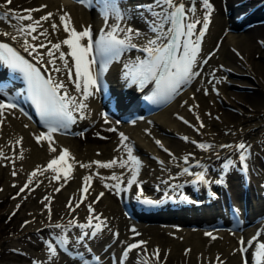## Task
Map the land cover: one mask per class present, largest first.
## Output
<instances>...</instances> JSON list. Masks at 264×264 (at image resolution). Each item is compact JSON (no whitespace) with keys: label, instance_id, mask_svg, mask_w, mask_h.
Masks as SVG:
<instances>
[{"label":"bare ground","instance_id":"bare-ground-1","mask_svg":"<svg viewBox=\"0 0 264 264\" xmlns=\"http://www.w3.org/2000/svg\"><path fill=\"white\" fill-rule=\"evenodd\" d=\"M146 1H150L149 4L153 3V0H131L130 2L138 3V6L134 7L124 0L119 4L130 14L127 25L139 29L142 33L135 39L142 45H145L148 39L155 37L148 26L152 19L151 14L139 7L148 5ZM182 1H185L186 6H190L188 5L190 0ZM233 1L210 0L214 11L208 30L201 41V49L197 57L198 65L204 55L212 50L211 47L216 42L218 47L211 51L212 53L206 59L207 63H203L199 76L182 88L179 95H176L169 103L146 116L131 121L119 120L115 114L102 116L100 109L102 105H99L98 97L94 95L85 102L88 105L85 110V118L80 119L78 116L71 129L79 133L83 131V136L75 133L65 135L54 133L57 152L49 153L47 142L37 145L34 140V134H39L43 129L17 109L12 110L14 115L6 114L5 123L0 125V149L4 152V156L8 157V159L0 157V181L2 184L0 200L6 197L13 185L16 188L23 187L29 174L38 165L46 166L47 162L58 155L62 148H67L70 151L68 163H73L71 157H74L77 162L73 164V170L66 183L63 179L49 182L47 177L54 175L51 171L43 175L38 174L33 184L24 193L13 195L9 198L8 205L0 209V212L4 209L11 211L19 205L20 200L24 201V206L21 208L22 216L16 217L12 235L6 237L11 239L9 246L21 247L20 235L39 239L41 235L52 238L53 234H61L62 229H56L50 225L67 224L68 220L73 218V213H77L76 218L79 223H84L88 215L85 204L92 203L95 194L104 192L103 197L94 203V214H101L102 219L106 218L107 222V227L99 234L97 242H91L89 246L75 243L70 253L57 251V256L51 261L48 259L45 244L44 249L31 252L32 258L37 259L35 261L40 264H83V260H87L90 256L91 248L100 244L102 249L98 255L102 258V262L99 264H108L110 254H117L123 240L129 238L128 240L140 239L147 242L142 247L147 250L148 264H157V261L151 258V254L157 248L160 250L161 258L159 264H220V261H223L224 264H242L240 254L238 252L233 254L239 247V238L243 237L247 241L258 232L264 233V196L260 195L257 185L260 180H264V163L260 161L263 148L259 143V139L264 133V52L260 62L255 63L248 58V55L252 53L253 46L258 44L264 46L262 43L264 42V21L233 31L234 19L242 15L245 7L236 8L226 21L219 17L220 13H226V5L229 9L234 7L231 4ZM5 2L6 0H0V4H5ZM195 3L197 8L195 18L202 19L204 9L200 0H195ZM42 5H47V7L39 12H33L34 19H39L47 12H53L55 16L52 21L59 24V16L67 13L71 18L72 26L77 30H82L88 25L91 26L93 34L97 32L101 34L102 29L105 32L109 30L102 16V8L88 10L72 0H12L7 8L1 9L22 13L21 8L33 9L40 8ZM112 22L113 20L110 18L108 24ZM23 23L27 24L29 21H23ZM41 23L43 28L48 29L49 35L47 38L40 37L39 41H31L29 37L31 43L38 44L45 41L47 44L48 40L57 42L67 36V33L62 30V26L53 34L50 26L51 21H42ZM199 26L197 25V31ZM43 28L39 31H42ZM227 29L228 31L224 32ZM4 32L16 34L15 29L9 23L0 20V33ZM224 33L227 34L226 39H224ZM257 37H263L261 43L257 42ZM0 41L13 43L27 55L35 56V54L30 55L24 50L22 38L13 41L7 36L0 35ZM63 50H66V46ZM45 51L44 48H38L40 53ZM47 59L45 56V61ZM69 61L71 63L70 58ZM59 63L57 61L58 65ZM118 64H120V58L111 63L110 71L112 73H116L115 68ZM43 65L49 68L50 74L55 79L65 80L69 92L75 94L74 86L66 80V73H54L51 71V65ZM228 77L229 83L225 86L224 83ZM18 86L19 84L13 81L7 82L0 78V99H5L7 94L17 92ZM214 88L219 89L217 93H214ZM205 90H207V94H205ZM125 99L123 94L119 95L121 103ZM219 100L226 106L223 114L217 113L216 105ZM190 108L192 111H189ZM197 115L199 120L196 118ZM209 116H212V119ZM179 117H183L189 123L185 124ZM201 122H203V127H200ZM25 124L28 125L27 128L24 127ZM213 126H216L218 131H214ZM109 128H113L115 131H108ZM121 133L128 137L124 143L132 147L133 154L141 161L137 176L143 179L146 186L154 181H160L166 176H169L168 182L174 180V177L169 175L168 169L177 162L181 164L184 154H188L189 160L198 158L201 165H206L209 162L206 168L210 170H212V166L219 169V161L230 155L232 151V148L220 147L222 143L234 145V142L239 138L251 143L248 160L260 171V175L252 177L253 182L257 184L255 186L251 184L252 188L249 187V191L255 197L245 201L249 213L245 222L234 226L232 217L230 218L226 210L220 209V205L215 204L216 202L195 208L178 209L171 216L163 214L156 217L160 219L152 220V222L141 220L130 214L125 215L123 212L125 203L123 198L119 199V195L123 197L122 192L117 195L114 189L104 188L95 175L88 192L83 195L87 199L75 212L70 214L66 205L70 200L73 201V204L79 200L81 189L84 186L82 179L84 175L98 173L100 176H110L115 173L122 176V187L126 177L130 174L127 168L101 169L93 165L91 169H84L79 166L80 163L88 164L92 161L107 162L113 158L119 160L121 157L127 159V153L121 145ZM178 134L188 135L194 139H208L212 148L207 151L195 149ZM21 137L23 138L22 143L16 145V140ZM157 140L169 150L171 156L156 144ZM21 152L23 153L22 159L19 158ZM152 153L163 156L162 158L165 160L163 166L156 164ZM175 169H172V172ZM13 171L16 172L15 176L12 175ZM228 176L232 185L230 188L233 204L240 208L242 203L240 202L241 197H239V175L231 171ZM105 183L113 184L115 181H105ZM37 184H39L38 187ZM62 184L63 187H61ZM58 187L60 188L59 192L55 191ZM45 196L51 197L48 208L44 206L48 203L47 201L41 202ZM49 208L51 209V220L48 219ZM220 218L225 219L226 222L219 221ZM25 221L31 222L25 224ZM133 228L139 235L131 231ZM206 232H211L217 239L212 240L205 235ZM114 233H118V237L114 236ZM259 239L264 242V235ZM189 249L190 251L186 255L185 252ZM251 251L250 249V253ZM71 253L74 257H71ZM250 253L247 254L249 264H254ZM76 254L80 256L75 257ZM143 254L141 248L133 250L124 264H141V261L145 259ZM218 256L220 260H217ZM2 264L12 263L8 261Z\"/></svg>","mask_w":264,"mask_h":264},{"label":"snow or ice","instance_id":"snow-or-ice-1","mask_svg":"<svg viewBox=\"0 0 264 264\" xmlns=\"http://www.w3.org/2000/svg\"><path fill=\"white\" fill-rule=\"evenodd\" d=\"M79 2L86 6H91L92 0H79ZM11 3L12 0H6L5 4H0V8H7V5ZM200 3L204 9L202 19L195 18L197 11L195 0H192L190 6H186L182 0H153L152 4L139 6L142 10L151 14L152 19L148 26L151 32L155 34V37L148 39L147 43L142 47L133 42L142 33L139 29H134L127 25L130 14L126 9H122L116 0H103L102 16L109 30L105 32L102 29L99 39L96 40L93 38L91 26L77 30L72 26L71 18L67 13L59 16V24L52 21V18L55 16L53 12H47L45 15L40 16L39 19H34L32 13L41 11L47 5H42L40 8L26 9L24 10L27 13L26 15L20 14L15 10L0 13V20L8 21L16 33L4 32L0 33V35L7 36L13 41L22 38L24 50L30 55L35 54L34 59L36 63L34 64L20 55L9 43L0 42V62L13 72H19L23 75L28 85L31 100L35 104L41 122L46 128V131L34 134L36 144L43 145V142H47L48 152H57L53 134L60 129H68L71 124L75 123L77 116L74 113H78L80 119L85 118V110L88 107L85 102L102 90V80L105 72L108 70V66L113 61L118 60L126 50L137 49L146 53V58L140 59L138 57L136 62L124 66L127 69L124 77L129 79L130 84H138L141 88L148 83L155 84V90L146 99L159 103L170 101L176 95H179L184 86H187L195 77L201 74L200 71L196 70L198 65L197 57L201 41L211 22L214 7L210 0H200ZM110 18H112L113 22L108 24ZM12 20H15L16 23L12 24ZM23 21H29V23L24 24ZM42 21H51L50 26L53 34L62 26V30L64 33H67V36L57 42L48 40L47 44L43 42L38 44L31 43L28 39L29 37L31 41H39L40 37H48L49 31L47 28H43ZM197 25H201L199 31H197ZM41 28L43 30L39 31ZM34 33L36 34L34 35ZM64 46H66V50H63ZM38 48H44L46 51L40 53L38 52ZM45 56L48 58L46 61ZM69 58L71 59V63ZM57 61L60 62L59 65ZM203 63L206 64L207 60H204ZM37 64L51 65V71L54 73H66V80L74 86L75 94L69 92L65 80H57L52 75L45 78L41 72V68ZM205 94H207V90H205ZM16 99L15 97H8L7 100L0 99V125L5 123L6 114L10 113L14 115L12 110L18 107ZM189 111H192V109L190 108ZM196 118L197 120L200 119L198 115ZM179 119L183 120L185 124L189 123L183 117H179ZM105 122L107 123V120ZM203 126V122H201L200 127ZM24 127L27 128L28 125L25 124ZM108 131H115V129L109 128ZM78 135L83 134L79 133ZM101 138L103 139L104 137ZM22 139V137L17 139L16 145H20ZM120 139L121 145L127 153V159L121 157L119 160L113 158L107 162L92 161L88 164L80 163L79 166L84 169H91L93 165L101 169H112L114 167L127 168L131 174L130 178L127 179V185L130 188L132 185L137 184V175L141 167V161L133 154L132 147L124 143L128 140V137L121 133ZM183 139L188 141V137H183ZM192 143L196 142L192 141ZM156 144L165 152H168L170 156L172 155L159 140L156 141ZM197 147L207 151L212 148V145L200 143L197 144ZM220 147L234 148L238 153V162L242 171H247L250 145L240 142L237 145H221ZM117 150L119 151V149ZM0 157L8 159V157L4 156L2 149H0ZM19 158H23L22 152ZM69 158V149H60L59 154L50 159L46 166L41 167L38 165L29 174L27 182L19 189L17 195L24 193L33 184L38 174L43 175L48 171L54 173V175L47 177L49 182L63 179L66 183L73 170V164L77 163L74 157H71L73 163H68ZM183 159L187 165L189 163V156H185ZM160 163L163 164L164 162L160 161ZM236 165V160L231 158L226 159L221 165L222 172L226 175L230 170L235 169ZM196 166L200 167L201 165L197 162ZM61 173H63V176H61ZM184 174L195 176V180L192 181L193 184H208L211 182L206 179L207 168L204 171L193 173L189 167H183L181 175ZM12 175L15 176L16 172L13 171ZM94 175L100 180L104 188L109 190L114 189L117 195L128 190V188L121 187L123 182L122 176H118L115 173L110 176H100L98 173H94L83 176L84 186L81 189L82 192H88ZM105 181H115V183L109 184L105 183ZM223 182V176L215 181L217 184ZM13 186L15 187V185ZM38 186L39 184H37ZM61 187H63V184ZM174 187H182V185H175ZM55 191L59 192L60 188H56ZM103 195L104 192H100L92 203L87 204L88 215L85 223H79L78 219L74 216L68 220L67 224L55 223L50 226L62 229L64 233H67L73 227L79 228L81 234L77 237L78 243L84 242L86 237L97 238L104 228L107 227V222L106 218L102 219L101 214H94L93 204L98 202ZM141 196H143L142 190L139 192L137 199H140ZM23 198L26 199L27 197ZM86 199V196H81L75 204L70 200L66 205L69 213L75 212ZM184 199H187V197H184ZM44 201L48 202L44 204L48 208V205L51 203V197L45 196L41 202L44 203ZM143 203L152 205L157 202L144 197ZM19 207L20 205H17V208ZM48 219L51 220L50 208L48 210ZM30 222L25 221V224ZM131 231L139 235L134 228ZM113 235L118 237L119 234L114 233ZM205 235L212 240L217 239L211 232H206ZM262 235L264 233L258 232L247 241L243 237L239 238V247L233 254H236V252L240 254L242 264H249L247 254L250 253V249L252 250L250 255L254 264H264V242H261L259 239ZM55 239L56 244L67 251V236L61 235ZM146 243V241H139L128 244L122 253L120 264H124L129 254L137 248H141L145 255V259L141 261V264H148L147 250L142 247ZM46 246L48 249V259L51 261L58 254L57 247L51 241H46ZM189 251L190 249L186 250L185 254L187 255ZM159 252L160 250L157 248L151 254V258L157 261V264H159L161 259ZM94 260L96 264H99V257H95ZM217 260H220L219 256ZM33 264H40V262L34 261ZM83 264H90V261L85 259L83 260ZM220 264H224V262L220 261Z\"/></svg>","mask_w":264,"mask_h":264},{"label":"rangeland","instance_id":"rangeland-1","mask_svg":"<svg viewBox=\"0 0 264 264\" xmlns=\"http://www.w3.org/2000/svg\"><path fill=\"white\" fill-rule=\"evenodd\" d=\"M221 15V16H220ZM219 17L221 20H226L227 15L224 13H220ZM239 28H232L233 31H237ZM240 30V29H239ZM227 30H225L224 32H227ZM223 34V33H222ZM225 34V33H224ZM224 36V35H223ZM227 34H225L224 39H226ZM263 39V37H260ZM259 42V41H257ZM260 43V42H259ZM263 44H258L253 46L252 48V53L248 55V58L250 61H254L256 62H260L263 59ZM224 83V82H222ZM229 83V77L226 79L225 81V86L228 85ZM226 92L228 91L227 87L225 88ZM216 109H217V113L223 114L225 111V104L223 102H220V100L218 101L217 105H216ZM215 113V112H214ZM210 119H212V116H209ZM214 131H216V126H213ZM218 131V130H217ZM78 134V131L77 133ZM83 134V132H82ZM264 135V133H263ZM83 136V135H81ZM263 136H261L260 138L262 139ZM260 140V139H259ZM261 146L263 147V151L262 154L264 157V139L261 140L260 142ZM1 181H0V187L1 186ZM16 191V187H12L10 189V191H8V194H6V197L2 198L0 200V209L5 208L8 203H9V198H11L14 194V192ZM20 207L19 208H15L12 209L11 211H6V209L2 210L0 212V264L5 263V262H14V263H18V264H32V257L30 255L31 252H35L39 249L42 248V238L43 236H41L39 239L37 238H28L25 237L24 235H20L19 237H21L22 243H20L21 247H14L12 248L11 246H9V242H10V238H6L7 236H11L12 235V231H13V227H15L16 224H14L16 217H21L22 216V212H21V208L24 206V201L20 200L19 202ZM13 213H15V215H13ZM26 243V244H25ZM24 247V248H23ZM16 249V250H13ZM27 249V250H26ZM20 250V251H19Z\"/></svg>","mask_w":264,"mask_h":264}]
</instances>
